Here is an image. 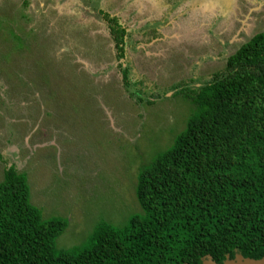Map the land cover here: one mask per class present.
Returning <instances> with one entry per match:
<instances>
[{"label":"rangeland","instance_id":"obj_1","mask_svg":"<svg viewBox=\"0 0 264 264\" xmlns=\"http://www.w3.org/2000/svg\"><path fill=\"white\" fill-rule=\"evenodd\" d=\"M102 10L130 32L123 58ZM260 31L264 0H0V181L15 164L43 217L67 220L57 249L125 224L140 170L194 113L171 87L202 84ZM128 66L153 103L127 91Z\"/></svg>","mask_w":264,"mask_h":264},{"label":"trees","instance_id":"obj_2","mask_svg":"<svg viewBox=\"0 0 264 264\" xmlns=\"http://www.w3.org/2000/svg\"><path fill=\"white\" fill-rule=\"evenodd\" d=\"M101 13L125 57L127 26ZM130 71L122 70L127 91L138 103H153ZM171 89L194 113L172 146L140 170L141 210L123 225L103 219L82 244L57 249L67 220L44 218L30 200L27 174L15 164L5 168L0 264H203L207 255L221 263L238 252L264 257V31L240 44L202 84L182 80Z\"/></svg>","mask_w":264,"mask_h":264},{"label":"water","instance_id":"obj_3","mask_svg":"<svg viewBox=\"0 0 264 264\" xmlns=\"http://www.w3.org/2000/svg\"><path fill=\"white\" fill-rule=\"evenodd\" d=\"M203 264H264V257L258 259L245 257L238 252L234 258L227 257L223 262L219 263L211 255H207L203 259Z\"/></svg>","mask_w":264,"mask_h":264}]
</instances>
